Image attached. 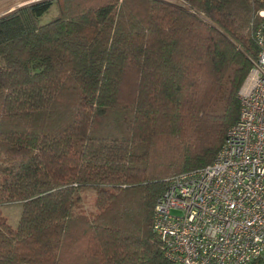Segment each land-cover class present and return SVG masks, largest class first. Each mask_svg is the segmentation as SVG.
Listing matches in <instances>:
<instances>
[{
    "label": "trees",
    "instance_id": "trees-1",
    "mask_svg": "<svg viewBox=\"0 0 264 264\" xmlns=\"http://www.w3.org/2000/svg\"><path fill=\"white\" fill-rule=\"evenodd\" d=\"M180 1L42 0L0 17V264H174L155 202L211 163L257 52L249 0Z\"/></svg>",
    "mask_w": 264,
    "mask_h": 264
},
{
    "label": "built area",
    "instance_id": "built-area-1",
    "mask_svg": "<svg viewBox=\"0 0 264 264\" xmlns=\"http://www.w3.org/2000/svg\"><path fill=\"white\" fill-rule=\"evenodd\" d=\"M257 47L239 114L210 164L169 177L152 228L174 264H249L264 256V0H249Z\"/></svg>",
    "mask_w": 264,
    "mask_h": 264
},
{
    "label": "rangeland",
    "instance_id": "rangeland-1",
    "mask_svg": "<svg viewBox=\"0 0 264 264\" xmlns=\"http://www.w3.org/2000/svg\"><path fill=\"white\" fill-rule=\"evenodd\" d=\"M24 1H28V0H0V15L7 12L8 10L12 8H16L17 5L23 3ZM38 1H42V0H38ZM163 1H166L171 4H175V5H181V6H184L186 9H188V6L185 5L180 0H163ZM55 13H56V9L54 6H52L50 10L41 17V21L46 22L50 20V18ZM81 195L85 199V206L87 208H90V207L92 208V204H93V200L95 196L94 190L85 189L81 192ZM1 210L3 214L6 216L9 224H11L12 226H16L19 220L20 212H21L20 203L6 204L2 206Z\"/></svg>",
    "mask_w": 264,
    "mask_h": 264
},
{
    "label": "water",
    "instance_id": "water-1",
    "mask_svg": "<svg viewBox=\"0 0 264 264\" xmlns=\"http://www.w3.org/2000/svg\"><path fill=\"white\" fill-rule=\"evenodd\" d=\"M35 2H38V0H28V1H25V2H23V3L19 4V5H17L16 8H12V9L8 10L7 12L1 14L0 17L5 16V15L11 13V12L15 11V10L18 9V8H21V7H23V6H26V5H29V4H32V3H35Z\"/></svg>",
    "mask_w": 264,
    "mask_h": 264
},
{
    "label": "bare ground",
    "instance_id": "bare-ground-1",
    "mask_svg": "<svg viewBox=\"0 0 264 264\" xmlns=\"http://www.w3.org/2000/svg\"><path fill=\"white\" fill-rule=\"evenodd\" d=\"M25 2V1H24Z\"/></svg>",
    "mask_w": 264,
    "mask_h": 264
}]
</instances>
